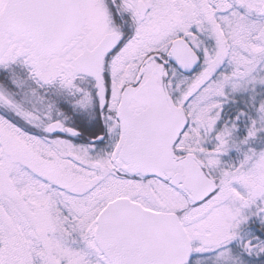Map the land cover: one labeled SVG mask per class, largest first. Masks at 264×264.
I'll list each match as a JSON object with an SVG mask.
<instances>
[{"label":"snow or ice","instance_id":"obj_1","mask_svg":"<svg viewBox=\"0 0 264 264\" xmlns=\"http://www.w3.org/2000/svg\"><path fill=\"white\" fill-rule=\"evenodd\" d=\"M0 264H264V0H0Z\"/></svg>","mask_w":264,"mask_h":264}]
</instances>
